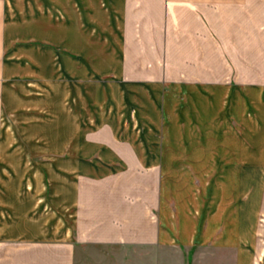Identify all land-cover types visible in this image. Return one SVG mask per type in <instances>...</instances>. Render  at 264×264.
<instances>
[{
    "label": "crops",
    "instance_id": "obj_1",
    "mask_svg": "<svg viewBox=\"0 0 264 264\" xmlns=\"http://www.w3.org/2000/svg\"><path fill=\"white\" fill-rule=\"evenodd\" d=\"M257 22L264 0H0V264H264Z\"/></svg>",
    "mask_w": 264,
    "mask_h": 264
},
{
    "label": "rangeland",
    "instance_id": "obj_2",
    "mask_svg": "<svg viewBox=\"0 0 264 264\" xmlns=\"http://www.w3.org/2000/svg\"><path fill=\"white\" fill-rule=\"evenodd\" d=\"M261 26H263V23H261V22H257L256 23V27H257L256 29H257L258 33H259L260 29L262 30ZM262 35L263 34L259 33V34H257V38H256V56H255V61L257 63H262L264 61V55H263V53H264V51H263V49H264V37ZM225 73L231 74L230 71L229 72H225ZM236 73H238V77H241L240 73L241 74L242 73L243 74L247 73V75L248 74H250V75L253 74L256 79H259L260 77L261 78L264 77V70H256V71H249V72L246 71L245 73L243 71H239V72H236ZM207 74H208L209 79L215 78L216 71H209V72H207ZM261 211H262L261 212V218L264 219V202H263ZM262 251H264V248H262Z\"/></svg>",
    "mask_w": 264,
    "mask_h": 264
}]
</instances>
